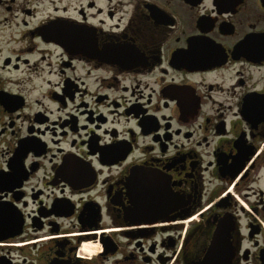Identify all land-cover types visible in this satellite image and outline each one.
I'll list each match as a JSON object with an SVG mask.
<instances>
[{
  "label": "flooded vegetation",
  "instance_id": "flooded-vegetation-1",
  "mask_svg": "<svg viewBox=\"0 0 264 264\" xmlns=\"http://www.w3.org/2000/svg\"><path fill=\"white\" fill-rule=\"evenodd\" d=\"M0 264H264V0H0Z\"/></svg>",
  "mask_w": 264,
  "mask_h": 264
},
{
  "label": "bare ground",
  "instance_id": "bare-ground-1",
  "mask_svg": "<svg viewBox=\"0 0 264 264\" xmlns=\"http://www.w3.org/2000/svg\"><path fill=\"white\" fill-rule=\"evenodd\" d=\"M84 248H85V249H89V247H88L87 245H84Z\"/></svg>",
  "mask_w": 264,
  "mask_h": 264
}]
</instances>
